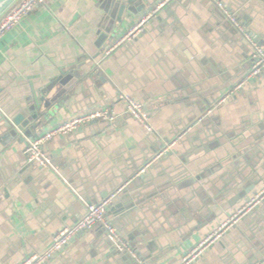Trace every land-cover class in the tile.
Instances as JSON below:
<instances>
[{
  "label": "crops",
  "instance_id": "0c3cea01",
  "mask_svg": "<svg viewBox=\"0 0 264 264\" xmlns=\"http://www.w3.org/2000/svg\"><path fill=\"white\" fill-rule=\"evenodd\" d=\"M106 1L48 0L0 41V264L45 250L111 196L109 219L145 263L264 264V77L245 81L250 44L218 6L264 42V0H170L125 40L165 0L131 3L122 22ZM64 72L79 80L51 101L42 90ZM109 107L114 122L46 142L49 167L27 161L38 134ZM18 116L29 124L14 135ZM116 249L97 226L46 264H140Z\"/></svg>",
  "mask_w": 264,
  "mask_h": 264
},
{
  "label": "built area",
  "instance_id": "2783aa9c",
  "mask_svg": "<svg viewBox=\"0 0 264 264\" xmlns=\"http://www.w3.org/2000/svg\"><path fill=\"white\" fill-rule=\"evenodd\" d=\"M47 1L48 0L13 1L5 10L6 12L2 13L0 16V41L8 31L20 24L38 6L46 4ZM169 1L170 0H165L160 3L148 15V17L144 18L140 23L137 24L136 27H134L126 36H124L123 40L135 37L136 33L152 17V15L157 13ZM218 6L223 10L224 14L231 20L235 27L243 33L245 39L250 44L252 64L245 81L251 77H264V42H260L254 36H252V34L245 31L244 26L241 24L238 17L230 12L222 2H218ZM112 50L113 48L109 49L107 54H109ZM240 87L241 84L236 85V87L230 91L229 95L233 94ZM122 99L126 104V111L134 119L142 123L148 132H152L154 128L150 123L148 113L145 110V105L128 94H123ZM116 117V112L110 107L76 114L61 124L53 127L49 131L32 139L24 150L27 161L41 167H49L51 164L50 158L44 152V144L46 142L55 137L67 135L77 131L82 126L96 120L112 123L116 120ZM173 143L174 142H172V144ZM259 197H264V189ZM111 200L112 196L105 198L98 203L89 204L86 209V213L75 223L70 226H66L61 231H59L54 236L52 243L45 250L32 253L21 264H46L57 252L61 251L75 235L97 226L101 227L106 232L117 249L129 252L137 259L140 264H148L137 256L128 241L117 231L109 219L107 210L111 204ZM242 211L244 212L245 210H241V212Z\"/></svg>",
  "mask_w": 264,
  "mask_h": 264
},
{
  "label": "water",
  "instance_id": "95a60500",
  "mask_svg": "<svg viewBox=\"0 0 264 264\" xmlns=\"http://www.w3.org/2000/svg\"><path fill=\"white\" fill-rule=\"evenodd\" d=\"M12 0H0V12L1 10L8 4L10 3ZM140 0H107L106 1V5L108 7V14L110 17H112L114 20L116 19L119 22H122L123 16L125 13H127L128 16L135 14L136 9L131 7L130 4L134 3V4H138ZM174 4L170 3L169 5V9H171V7H173ZM168 9V11H169ZM116 10V14H114V11ZM152 10V9H151ZM66 75V73L64 72V74H62L61 76H59L58 78H56L55 80H53L48 86L47 88H45L44 90H42L43 95H47L52 91L54 92V96L53 98H51V101L56 99H59L60 97H62L63 94H65L69 89H71V87H73L79 80V76H73L72 78H65L64 76ZM44 96L42 99V101L44 100ZM40 104L37 101V109L39 110L40 108ZM38 117H40V114L38 115H34V117H32L33 119H37ZM29 124V121L25 122L24 117L23 116H18L12 123L9 122L8 126L9 128L12 130L14 135L18 134V131H23L24 128ZM40 135V134H38ZM98 203V202H96ZM95 204V203H92ZM225 208H227V206L222 205L220 206L221 210H224ZM116 251L119 252L118 249H116ZM121 253V252H120Z\"/></svg>",
  "mask_w": 264,
  "mask_h": 264
}]
</instances>
